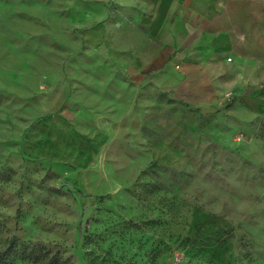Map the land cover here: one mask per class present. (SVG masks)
I'll list each match as a JSON object with an SVG mask.
<instances>
[{
    "label": "rangeland",
    "instance_id": "1",
    "mask_svg": "<svg viewBox=\"0 0 264 264\" xmlns=\"http://www.w3.org/2000/svg\"><path fill=\"white\" fill-rule=\"evenodd\" d=\"M79 11L0 0L2 260L264 264V111L242 94L211 113L165 99L158 129L125 122L106 43L121 30Z\"/></svg>",
    "mask_w": 264,
    "mask_h": 264
},
{
    "label": "crops",
    "instance_id": "2",
    "mask_svg": "<svg viewBox=\"0 0 264 264\" xmlns=\"http://www.w3.org/2000/svg\"><path fill=\"white\" fill-rule=\"evenodd\" d=\"M77 5L79 26L101 22L100 30H121L106 43L118 46L113 57L122 62L124 86L112 90L125 93V122L158 129L165 99L215 112L224 107L219 101L227 93L223 78L229 70L250 78L233 94L249 96L264 111V0H77Z\"/></svg>",
    "mask_w": 264,
    "mask_h": 264
},
{
    "label": "built area",
    "instance_id": "3",
    "mask_svg": "<svg viewBox=\"0 0 264 264\" xmlns=\"http://www.w3.org/2000/svg\"><path fill=\"white\" fill-rule=\"evenodd\" d=\"M231 57H227L226 58V61L227 62H231ZM232 96H233V92H227L225 95H224V97L219 101L220 102V104H222V105H225L226 104V102H228L231 98H232Z\"/></svg>",
    "mask_w": 264,
    "mask_h": 264
},
{
    "label": "trees",
    "instance_id": "4",
    "mask_svg": "<svg viewBox=\"0 0 264 264\" xmlns=\"http://www.w3.org/2000/svg\"><path fill=\"white\" fill-rule=\"evenodd\" d=\"M6 258H9V256H6ZM0 264H9V262L7 260H2V258L0 256Z\"/></svg>",
    "mask_w": 264,
    "mask_h": 264
}]
</instances>
